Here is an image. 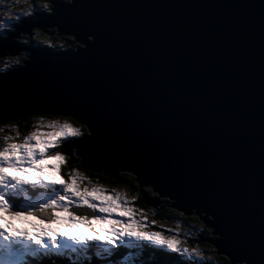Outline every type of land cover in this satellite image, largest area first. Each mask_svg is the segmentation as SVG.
Instances as JSON below:
<instances>
[{
    "label": "water",
    "instance_id": "1",
    "mask_svg": "<svg viewBox=\"0 0 264 264\" xmlns=\"http://www.w3.org/2000/svg\"><path fill=\"white\" fill-rule=\"evenodd\" d=\"M74 4L83 6L74 10V19L98 30L97 47L81 56L41 53L13 86L14 92L29 94L18 110L55 115L72 104L86 106L99 142L94 152L78 149L84 169L112 174L130 167L141 183L173 199L181 213L215 206L213 232L219 238L204 241L228 260L218 232L242 220L252 242L251 259L262 264L264 0ZM47 25L18 26L0 41L11 39L21 47L4 53L28 51L26 64L37 49L18 42L20 33L53 27L69 35Z\"/></svg>",
    "mask_w": 264,
    "mask_h": 264
},
{
    "label": "snow or ice",
    "instance_id": "2",
    "mask_svg": "<svg viewBox=\"0 0 264 264\" xmlns=\"http://www.w3.org/2000/svg\"><path fill=\"white\" fill-rule=\"evenodd\" d=\"M14 7L12 3L0 4V8L5 12L11 9L10 16L6 19L0 18V22L55 25L61 32L69 34V41L65 43L79 42L80 47L71 49V54L75 56L88 54L98 45L99 35L96 27L90 22L74 19V10L83 7L74 4V0H70V3L41 0L39 5L31 4L29 9L23 12H15ZM72 37L75 40H72ZM40 43L51 48L47 40ZM20 47L21 45L13 43L11 39L0 41V55H3L5 50L13 52ZM35 47V54L54 55V52H45L39 45ZM63 54H68L67 50ZM38 59L39 55H35L26 64H21L17 59L12 61L17 65L12 71L0 69V126H9L0 129L5 133L0 137V220L8 218L4 224H0V264H45V261L52 257L64 258L66 251H71L77 256L71 264H91L93 258L86 254L94 249L100 264H111V257L125 246H151L165 257H173V254L181 258L193 254L199 256L200 253L196 249L189 252L188 248L181 247L182 241L178 236L149 230L150 226L145 220L137 218L138 210L130 207L129 201L124 199L121 193L105 194L103 188L90 181L85 183L84 177L75 168L69 173L64 172L65 156L60 151L62 145L73 142L72 154L79 157L82 153L78 149L94 152L93 149L99 142L95 117L86 106L72 104L61 108L56 110L54 118L43 114L33 115L32 120L45 119L60 134L52 141L53 146L45 148L43 153L33 151L31 157H28L23 149L18 147L17 155H12L11 145H19L20 138L7 134L6 130H11L13 125L17 128L19 122L28 117L29 111H47L18 110L17 105L29 94L13 91V86L19 83L21 74L28 73ZM70 121H78L81 127H74ZM80 138H83L82 143H75ZM28 143L33 141L29 140ZM51 155H56L57 164L55 170L49 172L47 179L36 174L30 179L21 178V169H32L33 173H39L41 169L34 167L35 163ZM121 170L127 176L135 178L137 190L140 184H147L152 186L150 190L154 191L155 195H160L151 183H141L139 174L132 168ZM10 172L15 175H9ZM192 209L204 218V224L214 231L217 224V208L209 205L204 209ZM29 217L39 221L38 224L32 225L31 231L16 229L11 225V219L31 223L28 221ZM53 223L64 224L69 230L53 229L50 227ZM78 225L87 227L93 234H84ZM218 233L220 240L225 241L222 245L226 246L229 264H254L250 256L252 242L246 234L242 220H238L228 231ZM260 242L264 247V228ZM134 264H142V261L137 260ZM205 264H211V261H206Z\"/></svg>",
    "mask_w": 264,
    "mask_h": 264
},
{
    "label": "rangeland",
    "instance_id": "3",
    "mask_svg": "<svg viewBox=\"0 0 264 264\" xmlns=\"http://www.w3.org/2000/svg\"><path fill=\"white\" fill-rule=\"evenodd\" d=\"M61 2V1H60ZM66 3L69 2L70 0H66ZM8 3H12L15 5L14 7V11L15 12H23L29 9L31 4H36L39 5L41 3V0H34V2H24L23 0H19V2L17 3V0H4V4L7 5ZM0 10H3L2 8H0ZM15 23V21H13L11 24H5L6 27L3 29H0V35H3V31H5L6 29L11 28V26ZM51 29V28H49ZM48 29V30H49ZM52 30H54V32L56 33V36H49L46 32L47 31H42L40 29L37 28V33L34 34L32 39H39L41 41L47 40L50 44H58L61 48L59 49H55V52H60L61 50H68L70 51L73 47H80L79 42L76 43H69L66 44L65 43V39H69V35L66 34H62L60 33L58 30H56L55 28L52 27ZM72 40H75V38H71ZM39 55V57H42L41 54H37ZM16 60L15 58H10L7 57L4 62H3V66H0V69H4L5 71H8L10 69H14L15 67H17V65H14L12 63V61ZM49 116V118H54L55 115H46ZM28 117H32V116H28ZM74 127H81V125L77 124L76 121H70ZM23 126H27L26 130L24 131V127L21 126H17V130L20 131L22 134H26L27 131L31 130L32 124L34 123V120L29 119L28 121H23L21 122ZM7 132L11 133V130H6ZM87 135V134H86ZM85 135V136H86ZM77 142V141H76ZM75 142V143H76ZM70 143V142H69ZM67 145H69L67 143ZM82 169L80 170H76L81 176L84 177V182L87 183L88 181H90L92 184L101 187L104 189L105 194H109V195H113L117 192L121 193L122 196L124 197V199H127L129 201V206L138 210L137 211V218H142L145 220V222L150 226L149 230L152 231H163V233L165 235H176L178 236V238L182 241L181 247H186L189 249V252L192 251V249H196L200 255L197 256L195 254L191 255V256H186L183 257L184 260L186 261H190V262H195L196 264H203L205 262V256H209L211 259H215V256H222L221 253L217 254L216 253V249H214L211 245L207 246L205 250H203V248L199 245V241H200V237L198 236V233L201 232V226L197 223H194L192 221H190V223L192 224L191 226L185 225L183 223H179L177 221H172V222H166V223H157L155 220H153L152 216L154 217V213H152V216L150 214H144L143 210L140 209V207H138L137 205L134 204V202L137 201V197H140L138 195V192L136 193V195H132L129 196V192L125 189V188H114L111 190H107L104 186L100 185L98 182H96L95 180H93L92 177H89L86 175L87 171L90 172H103L102 170H98V171H93V170H89V169H84L83 167H81ZM9 175H15L14 172H10ZM140 187V191H141V199L146 200V198H148L146 195L143 194V192L145 190H150L149 188H146L144 186H139ZM152 192L150 197L152 199V201H145V202H140L142 205H147L149 206V210L153 211L154 209H152L154 206L157 207L161 202H163L164 200H166L168 203L170 202V200L173 199H169L167 197H162L159 195H155L154 191H150ZM133 197H135V199H133ZM174 201V200H173ZM179 214L181 215H185L183 213H181L180 211H178ZM143 214V216L141 217L140 214ZM196 214V213H195ZM190 217V216H188ZM193 218V216H191ZM8 218L5 217L4 220H0V224H4L5 220H7ZM28 221H30L31 223H27V222H21L18 221L16 219H11V225L14 226L16 229H26L31 231L32 230V225L34 224H38L39 221L33 220L32 217L28 218ZM42 227L44 225H41ZM50 227H52L53 229L55 228H60L64 231H68L69 229L64 225V224H56L53 223ZM82 232H84V234L86 235H92L93 233L89 231V229H87L85 226L83 225H78L77 226ZM211 239H217L218 235H215L214 232L211 230L209 231V236ZM197 239V240H196ZM202 240V239H201ZM135 248V247H134ZM131 249L133 250V253L131 256L129 257H124L123 260H119L118 264H134L135 261L139 260L142 261V264H145L147 262V260H151L152 256L147 253L146 254V258L147 259H142L139 255H137V252L140 253L139 249ZM222 259H225L226 262H223L222 260H219L220 264H227V262H229V260L223 255L222 257H219ZM65 261V260H64ZM111 262L116 263V257L111 259ZM216 262V261H215ZM217 263V262H216ZM166 264H177L176 261L171 260L166 262Z\"/></svg>",
    "mask_w": 264,
    "mask_h": 264
},
{
    "label": "trees",
    "instance_id": "4",
    "mask_svg": "<svg viewBox=\"0 0 264 264\" xmlns=\"http://www.w3.org/2000/svg\"><path fill=\"white\" fill-rule=\"evenodd\" d=\"M24 37H26L25 40H28L30 38L29 34H24V35L21 34L20 38H16V40L18 42H26V41H23ZM72 38H74V37H72ZM56 45H58V44H56ZM68 52L70 53L71 50L68 51ZM23 53H24V51L12 56V55H9L7 52H5L3 55H0V66L4 65L3 62H4V60L7 57L15 58L16 60L19 59L21 64H25V62L27 61L28 57L26 56V54H23ZM29 119H31V117H27V118L21 120L19 122L18 126L22 125L21 122L28 121ZM23 127H24V131H25L27 129L26 128L27 126H23ZM7 134L11 135L12 133L7 132ZM80 139H82V138H80ZM68 144L69 145H67V144L66 145H62L61 148H60V151H61L62 155L65 156V166L63 167V170H64L65 173L71 172L73 170V168H75V170L82 169L81 168L82 167L81 166L82 158L72 154L73 153V142H70ZM86 175L89 176V177H92L93 180L98 182L100 185L104 186L107 190L114 189L115 187H120V188H125L129 192V196L130 195L134 196V195H136L137 192H138V195L141 196L140 187L137 190L135 178L127 176L124 172L117 171V172H114L112 174H106L105 172H90V171H87ZM148 188L150 189L151 187H148ZM150 191H152V190H145V193H147L146 196L152 197L151 196L152 192H150ZM29 196H31V195H29ZM139 200H140V198L137 197V201L134 202V204L137 205L138 207H140V209L143 210V213L145 215L146 214H150L152 216V213H154V217L152 216V218L157 223H166V222L177 221V222L183 223V224L187 223V224H189L191 226L192 224L190 223V221H192L194 223L199 224L201 226V232H200V234H198V236L203 238V240H200L199 245L203 248V250L206 249V247L208 245L206 246L204 238H207L209 236V231H211V230L207 226L202 224V222L200 221V218H199V216L197 214L192 212L190 217H188V215H187L188 213H186V212H183L186 215L179 214L178 211L181 212V210L178 209L175 206V202L173 200H170L169 203L166 200H164L157 207H153L152 208V209H154L153 211H150L149 208L146 207V206H143L140 203ZM21 202H23L22 198H21ZM80 214H86V213H80ZM191 216H193V218ZM188 218H189V220H188ZM134 249H136V247ZM171 260H172L171 258H167L166 259L167 262L171 261ZM173 260H175V259H173ZM219 260H222L223 262H226V260L222 259V258H218L217 261H219ZM118 262H119V258L116 257V263H118ZM116 263L112 262L111 264H116ZM45 264H71V260L66 258L65 261L62 260L61 263H60V262H58V258L57 257H52L51 259L46 260Z\"/></svg>",
    "mask_w": 264,
    "mask_h": 264
},
{
    "label": "clouds",
    "instance_id": "5",
    "mask_svg": "<svg viewBox=\"0 0 264 264\" xmlns=\"http://www.w3.org/2000/svg\"><path fill=\"white\" fill-rule=\"evenodd\" d=\"M60 1L62 3H66L65 2L66 0H60ZM17 2H19V0H17ZM3 3H4V0H0V4H3ZM10 12H11V9H9L8 12H5L3 10H0V18H5V19L8 18L10 16ZM5 27H6V25L3 24L2 22H0V29H3ZM36 31H37V28H33L32 31H31V33L29 34V37L30 38L28 40H23V41H26V42H24V45L25 46H28L29 44L30 45L31 44H36V43H34V41L33 42L31 41V39L33 38L32 36L34 35V33ZM23 35H24V33H23ZM32 40H35V39H32ZM37 40L40 41L39 39H37ZM36 45H39V44H36ZM39 46H41V45H39ZM60 52L63 53V52H65V50H61ZM29 53L30 52H28V51H26V52L24 51L23 54H26V56L29 59V57H30ZM10 70H13V69H10ZM10 70H8V71H10ZM8 127H9L8 125H2V126H0V129H2V128H8ZM11 133H12L11 136H13V137H19L20 138L19 145L15 144V143L11 145L12 155L13 156H16L17 155V148L19 147V148H22L23 149L25 155L28 156V157H31L33 151H37V152L43 153L44 150H45V148L52 147L53 146L52 145V141L60 134L57 131V129L54 126L51 125V123L49 121H47L45 119H40V118H37L36 120H34V123L32 124L31 130L27 131L26 134H22L20 131L17 130V128L14 125L11 126ZM4 135H5V133L3 131H0V137H3ZM29 140L33 141V143H28ZM80 140L81 139H79L78 141H80ZM56 164H57V157H56V155L47 156L44 159H42L40 161H37L35 163V165H34V167H39L41 169V171L39 173H33V170L32 169H21L20 170L21 178L30 179L33 174H36V175L44 176V178L47 179L49 172L55 170ZM49 166H51V169H49ZM119 172H122V171H119ZM115 188H117V187H115ZM140 194H141V191H140ZM148 198H150V197H148ZM139 201L140 202H143L141 198H140ZM143 206H146V207L150 208L147 205H143ZM188 220H189V218H188ZM198 234H200V233H198ZM200 238L203 239L202 237H200ZM204 239H208V240L215 241L218 238L217 239H211L210 237H207V238H204ZM205 243L208 246L211 245L208 242H205ZM211 246L214 249H216L213 245H211ZM217 254H219V253H217ZM223 255L224 254H222V256ZM222 256H215V259H211L209 256H205V262L206 261H211V264H220V262L217 261V260H218L219 257H222ZM205 262L203 264H205ZM192 264H196V263L195 262H192ZM227 264H229V262H227Z\"/></svg>",
    "mask_w": 264,
    "mask_h": 264
},
{
    "label": "flooded vegetation",
    "instance_id": "6",
    "mask_svg": "<svg viewBox=\"0 0 264 264\" xmlns=\"http://www.w3.org/2000/svg\"><path fill=\"white\" fill-rule=\"evenodd\" d=\"M35 33H37V31L35 32ZM34 33V34H35ZM49 36H56V33L54 32V30H52V29H50V30H48L47 32H46ZM34 36V35H33ZM32 36V37H33ZM26 39V37H24L23 38V40H25ZM31 41L33 42L34 41V43H36V44H39V45H41L44 49H49V50H55V49H59V48H61L59 45H56L55 43L54 44H50L51 45V48H49L48 47V45L47 44H42V43H40V42H42L41 40L40 41H38L37 39H35V40H32L31 39ZM65 42L66 41H69V39H65L64 40ZM70 43V42H69ZM69 43H67V44H69ZM36 44L35 45H33V46H36ZM39 48H41L40 46H39Z\"/></svg>",
    "mask_w": 264,
    "mask_h": 264
},
{
    "label": "bare ground",
    "instance_id": "7",
    "mask_svg": "<svg viewBox=\"0 0 264 264\" xmlns=\"http://www.w3.org/2000/svg\"><path fill=\"white\" fill-rule=\"evenodd\" d=\"M77 122V121H76ZM78 123V122H77ZM79 124V123H78ZM144 187H146V188H148V187H152V186H150V185H144ZM143 194L144 195H147V193H145V191L143 192ZM153 199V198H152ZM191 214H188V216H190ZM218 238H219V236H218ZM134 248V247H133ZM132 248V249H133ZM112 263V262H111Z\"/></svg>",
    "mask_w": 264,
    "mask_h": 264
}]
</instances>
